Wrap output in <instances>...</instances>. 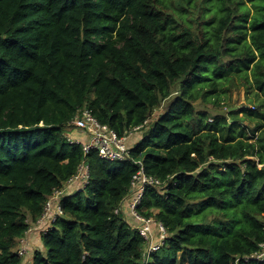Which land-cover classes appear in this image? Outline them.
Segmentation results:
<instances>
[{
	"label": "trees",
	"instance_id": "trees-1",
	"mask_svg": "<svg viewBox=\"0 0 264 264\" xmlns=\"http://www.w3.org/2000/svg\"><path fill=\"white\" fill-rule=\"evenodd\" d=\"M238 83L249 112L197 108ZM83 107L119 137L140 127L129 160L71 143ZM137 160L166 183L138 205L167 231L147 260ZM83 164L33 264H264L245 262L264 248V0H0V264H24L20 240Z\"/></svg>",
	"mask_w": 264,
	"mask_h": 264
},
{
	"label": "built area",
	"instance_id": "built-area-1",
	"mask_svg": "<svg viewBox=\"0 0 264 264\" xmlns=\"http://www.w3.org/2000/svg\"><path fill=\"white\" fill-rule=\"evenodd\" d=\"M76 129L83 132L85 139L74 140L70 138L71 143H80L85 153L97 151L102 159L110 162L129 160L132 156L128 141L131 136L137 132L140 127H136L128 136L119 137L117 133L109 126L101 124L93 115L88 107H83L71 123ZM138 170L131 181V198L127 200L130 214L138 223L140 235L146 241V260L153 252H156L165 242L167 231L164 224L154 217H145L139 213L138 205L141 203L145 192L150 188L164 189L166 183L161 179L149 175L145 171L144 164L141 160L135 161ZM90 168L83 164L80 166L76 175H74L62 188H55L44 207V212L35 223L26 232L20 240L19 255L26 256L29 253L30 235L39 229L49 230L58 216L63 215L61 202L65 197H70L78 191L86 188L90 178ZM118 209L116 213H118ZM157 228V232L154 231ZM158 235V236H157ZM159 238L158 243L156 239ZM258 260L264 262V248L245 258V262Z\"/></svg>",
	"mask_w": 264,
	"mask_h": 264
},
{
	"label": "rangeland",
	"instance_id": "rangeland-1",
	"mask_svg": "<svg viewBox=\"0 0 264 264\" xmlns=\"http://www.w3.org/2000/svg\"><path fill=\"white\" fill-rule=\"evenodd\" d=\"M247 4L251 6L249 2H247ZM224 89H225V94L222 95L223 101L221 105L216 106V105H213L212 103L204 105L202 101L201 102L199 101L197 108L199 110L207 109L210 111L211 115H218V114L227 115L226 111L227 112L236 111V110H241L242 108L244 109L243 111L249 112V110L247 109L254 108L253 106H255L256 104L255 94L252 92L251 94L247 95L245 88H243L241 84L238 83V86H235V87L229 86L228 89L224 87ZM167 107L168 106L165 105L164 109H167ZM229 107H232V108H229ZM246 113H244V115H247ZM241 116H243V113H241ZM135 137H137V134L134 133L130 139L132 140V138H135ZM141 138L142 136L139 138V140H136V142H140ZM131 140L128 141L129 145L132 144ZM205 221L207 222V219ZM42 231L43 230L41 229L34 231L36 232L34 235L35 241L31 243L32 247H31L30 253H34V251L41 249L42 245L40 244V240H41L40 236L42 234L41 233ZM154 231L157 232V228H154ZM23 258H24V264H33L31 254H27Z\"/></svg>",
	"mask_w": 264,
	"mask_h": 264
},
{
	"label": "crops",
	"instance_id": "crops-1",
	"mask_svg": "<svg viewBox=\"0 0 264 264\" xmlns=\"http://www.w3.org/2000/svg\"><path fill=\"white\" fill-rule=\"evenodd\" d=\"M79 135L81 136V139H85L84 135L81 133H79ZM36 232L31 233L30 235V242L33 243L35 241L34 235Z\"/></svg>",
	"mask_w": 264,
	"mask_h": 264
},
{
	"label": "water",
	"instance_id": "water-1",
	"mask_svg": "<svg viewBox=\"0 0 264 264\" xmlns=\"http://www.w3.org/2000/svg\"><path fill=\"white\" fill-rule=\"evenodd\" d=\"M207 222H208V220H207Z\"/></svg>",
	"mask_w": 264,
	"mask_h": 264
}]
</instances>
